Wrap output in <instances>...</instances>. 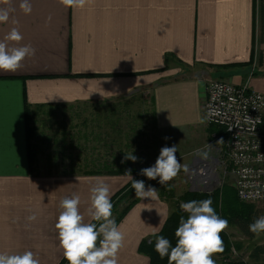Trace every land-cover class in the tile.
<instances>
[{
  "label": "crops",
  "instance_id": "1",
  "mask_svg": "<svg viewBox=\"0 0 264 264\" xmlns=\"http://www.w3.org/2000/svg\"><path fill=\"white\" fill-rule=\"evenodd\" d=\"M28 2L32 11L25 14L22 0H0L9 13L0 41L17 28L23 39L5 41L9 47L36 50L18 71H0V253L32 251L40 264H62L55 228L60 200L78 194L84 222L92 223L90 188L102 179L112 198L130 180L76 174L83 171L79 144L89 149L96 135L88 127L80 132L74 108L149 92L158 130L181 132L199 152L223 153V137L213 139L215 129L204 119L207 86L223 79L264 94V0H90L83 9L59 0ZM24 102L28 112L59 113L42 122L48 135L34 146L40 152L44 139L51 149L44 159L70 174H34ZM260 133L264 140V114ZM84 163L92 170L110 165ZM171 209L158 193L154 200L139 198L117 224L125 234L119 264H150L140 244L161 232Z\"/></svg>",
  "mask_w": 264,
  "mask_h": 264
},
{
  "label": "rangeland",
  "instance_id": "2",
  "mask_svg": "<svg viewBox=\"0 0 264 264\" xmlns=\"http://www.w3.org/2000/svg\"><path fill=\"white\" fill-rule=\"evenodd\" d=\"M233 84L238 85V83ZM151 99V93L139 92L128 98L112 99L95 104L85 103L75 107L73 112H76L78 119L81 121L80 132L86 133L88 129L89 132H94L96 135V141L89 145V149L85 144H79L78 169L80 168L83 171L92 170V168L84 167L85 160L90 161L92 166L109 162L122 171H133L134 173H131L132 178L146 181V185L150 184L156 188L159 185L163 187L164 192L168 187L172 191V195L167 191L161 198L172 208L170 214L175 211L186 213L180 208V204L183 202L182 197L186 193L206 194L216 189H232L235 193L234 180L230 174L225 153L211 155L210 153L199 152L200 149H198L196 141L187 138L181 132L158 130L153 122ZM53 111L56 112L48 109H45V111L30 110L28 112V124L31 125L30 129L32 130L30 144L35 148V161L32 166L34 174L37 175L70 174L62 173L59 170L61 165L55 160L47 162L48 158L44 159V156L46 158L51 153V149L47 148L49 146L46 145L44 139L39 141L40 152L36 153V147L34 146V144H38L37 140L40 137L48 135V132L44 131L45 124L42 122L52 116ZM86 127L88 128L86 129ZM35 129L36 136H34ZM166 137L169 139H165ZM172 145H177L178 162L182 166H188L187 173L181 168L179 174L165 186L159 184V178L149 180L146 176L140 174L141 169L155 164L162 147H171ZM126 154L135 155L138 157L137 161L125 160ZM204 158H206V163H200V160ZM205 167L211 168L210 173L206 172L209 181L205 182L212 185V191L193 190L194 185L198 183L196 175L200 173L197 178H202L205 173V169L202 170V168ZM76 174L84 176L80 171ZM123 175L128 176L129 182H131L132 179L129 174L125 173ZM237 203L241 208L247 209L246 220H227L228 227L223 232L227 237L230 249L226 256L214 254L215 264H264V232L256 235L249 231V224L264 216V202L244 203L237 199ZM163 264H168V262L165 261Z\"/></svg>",
  "mask_w": 264,
  "mask_h": 264
},
{
  "label": "clouds",
  "instance_id": "3",
  "mask_svg": "<svg viewBox=\"0 0 264 264\" xmlns=\"http://www.w3.org/2000/svg\"><path fill=\"white\" fill-rule=\"evenodd\" d=\"M66 8L83 9L90 0H59ZM7 3V0H5ZM20 8L25 14H30L32 6L28 0H22ZM9 13L0 9V23L7 22ZM50 19V18H49ZM22 34L17 28H12L5 41L20 42ZM0 41V71L16 72L22 67L26 57L34 56L35 49L31 45L9 47L8 43ZM169 139V138H165ZM177 145L165 146L153 166L143 168L141 175L149 180H156L160 185H168L183 168L188 172V166L181 165L177 159ZM199 154V153H198ZM125 160L136 162L138 157L126 154ZM132 189L135 196L144 199L157 198V190L145 187L143 180H134L131 170ZM111 190L102 179L90 188V207L88 215L99 223H85L80 212L81 197L73 193L71 197L60 200L61 209L55 228L58 232L59 246L63 249L64 259L68 264H119V252L124 246L125 234L113 218ZM209 199L181 202L180 208L188 213L187 219L181 217L175 231L177 239L175 247L169 239L157 236L155 251L161 259L168 258V264H215L213 255L223 253L224 243L221 233L228 227V221L221 218L212 207ZM29 222L35 221V214L27 217ZM249 231L259 235L264 232V216L249 224ZM153 235H156L154 232ZM0 264H40L32 251L18 254L0 253Z\"/></svg>",
  "mask_w": 264,
  "mask_h": 264
},
{
  "label": "built area",
  "instance_id": "4",
  "mask_svg": "<svg viewBox=\"0 0 264 264\" xmlns=\"http://www.w3.org/2000/svg\"><path fill=\"white\" fill-rule=\"evenodd\" d=\"M263 114L264 94L248 84L234 85L223 79L209 82L204 119L215 129L213 139L223 137L234 190L244 203L264 202Z\"/></svg>",
  "mask_w": 264,
  "mask_h": 264
},
{
  "label": "trees",
  "instance_id": "5",
  "mask_svg": "<svg viewBox=\"0 0 264 264\" xmlns=\"http://www.w3.org/2000/svg\"><path fill=\"white\" fill-rule=\"evenodd\" d=\"M152 101V100H151ZM24 113L26 119H28V106L24 102ZM27 137H28V162L30 167H32V163L35 161V148L29 143L30 138L32 137V130L30 128L27 129ZM83 137V136H82ZM82 175H123L127 173L128 171H122L117 166L110 164L109 167L105 166L104 169L99 170H92V171H80ZM131 173H134L131 171ZM134 179V178H133ZM134 180H141V179H134ZM132 180L124 186L122 189H120L112 198L111 202L113 204V218L116 220V223L118 224L123 217L126 215V213L134 206L139 198L135 196V190L132 189ZM146 185V181H144ZM158 184V183H157ZM154 187V186H153ZM157 193L160 197L163 198V195L169 191V194L172 195V191L167 187L165 189H162L163 187L159 186L156 188ZM163 190V191H162ZM236 192L232 189H216L211 193H186L182 200L183 202H189L191 200H204V199H211L213 201L212 207L215 209L216 213L221 217L229 221H242L246 220L245 214L247 212L246 208H241L240 205L237 203V196L235 197ZM244 214V215H243ZM183 217L187 219L188 213H182L181 211H175L173 214H170L167 221L165 222L161 232L157 236H164L165 238L169 239L172 246L175 247L177 239L175 237V231L179 226L180 218ZM92 223H99L93 220ZM221 237L223 239L224 243V251L223 253H217L215 255L218 256H226L229 252V242L227 240V237L224 232H222ZM157 236L152 237L150 241H144L140 244L139 251L143 253L144 255L148 256L150 259V264H163L168 262V258L165 257L164 259H161L159 254L155 251V243ZM68 261L63 259L62 264H67Z\"/></svg>",
  "mask_w": 264,
  "mask_h": 264
},
{
  "label": "water",
  "instance_id": "6",
  "mask_svg": "<svg viewBox=\"0 0 264 264\" xmlns=\"http://www.w3.org/2000/svg\"><path fill=\"white\" fill-rule=\"evenodd\" d=\"M193 185H194V183H193ZM194 186H195V188H193V190H198V191H202V192H210L213 189L212 185L207 184V183H203L200 185L197 183Z\"/></svg>",
  "mask_w": 264,
  "mask_h": 264
},
{
  "label": "bare ground",
  "instance_id": "7",
  "mask_svg": "<svg viewBox=\"0 0 264 264\" xmlns=\"http://www.w3.org/2000/svg\"><path fill=\"white\" fill-rule=\"evenodd\" d=\"M210 169H211V168H209V167H208V168L205 167V171H204L205 173L203 174L202 178H197V175H200V173L196 175V180L198 181V184H199V185H200V184H203V183H206L205 181H209V180H208V177H209V176L206 174V172H207V173H210Z\"/></svg>",
  "mask_w": 264,
  "mask_h": 264
}]
</instances>
